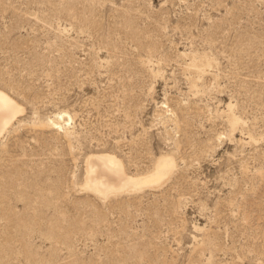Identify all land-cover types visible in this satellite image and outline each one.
<instances>
[{
    "label": "rangeland",
    "instance_id": "rangeland-1",
    "mask_svg": "<svg viewBox=\"0 0 264 264\" xmlns=\"http://www.w3.org/2000/svg\"><path fill=\"white\" fill-rule=\"evenodd\" d=\"M0 89V264H264V0H0ZM100 150L177 168L102 200Z\"/></svg>",
    "mask_w": 264,
    "mask_h": 264
},
{
    "label": "bare ground",
    "instance_id": "bare-ground-1",
    "mask_svg": "<svg viewBox=\"0 0 264 264\" xmlns=\"http://www.w3.org/2000/svg\"><path fill=\"white\" fill-rule=\"evenodd\" d=\"M183 56L189 55L183 54ZM212 65L210 59L193 55L187 68L194 74H199ZM162 106L168 108L165 105ZM227 111L232 127L241 122L234 115L230 104L227 105ZM23 112L24 108L7 92L0 89V138L22 116ZM57 119L65 124L67 121L72 122L73 117L67 113H60ZM53 125L59 127L57 123L53 122ZM85 157L82 189L102 200L123 194H137L144 190H157L165 186L177 168L174 153L166 152L157 155L150 168L136 173H129L124 161L114 152L100 150L88 153Z\"/></svg>",
    "mask_w": 264,
    "mask_h": 264
}]
</instances>
